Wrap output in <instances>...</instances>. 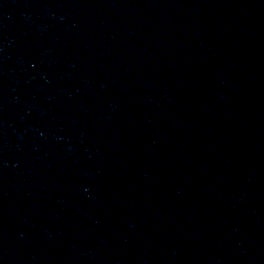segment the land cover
Here are the masks:
<instances>
[{
  "label": "water",
  "instance_id": "obj_1",
  "mask_svg": "<svg viewBox=\"0 0 264 264\" xmlns=\"http://www.w3.org/2000/svg\"><path fill=\"white\" fill-rule=\"evenodd\" d=\"M264 0H0V264H218Z\"/></svg>",
  "mask_w": 264,
  "mask_h": 264
}]
</instances>
